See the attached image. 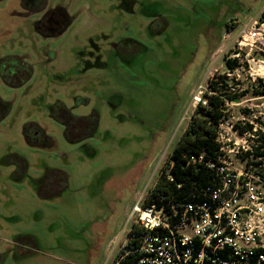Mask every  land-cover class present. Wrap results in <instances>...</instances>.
I'll use <instances>...</instances> for the list:
<instances>
[{"label":"rangeland","instance_id":"374dc122","mask_svg":"<svg viewBox=\"0 0 264 264\" xmlns=\"http://www.w3.org/2000/svg\"><path fill=\"white\" fill-rule=\"evenodd\" d=\"M19 2L0 0V69L28 70L17 85L0 77V264H110L216 76L238 93L226 121L264 137V0H61L75 18L56 39L24 38ZM254 22L262 38L238 52Z\"/></svg>","mask_w":264,"mask_h":264},{"label":"built area","instance_id":"2783aa9c","mask_svg":"<svg viewBox=\"0 0 264 264\" xmlns=\"http://www.w3.org/2000/svg\"><path fill=\"white\" fill-rule=\"evenodd\" d=\"M256 25L240 30L235 50L256 47L263 36ZM226 120L216 127L217 155L205 162L218 184L188 202L134 204L133 223L110 264H264V159L252 155L259 141L249 143V132Z\"/></svg>","mask_w":264,"mask_h":264},{"label":"trees","instance_id":"16d2710c","mask_svg":"<svg viewBox=\"0 0 264 264\" xmlns=\"http://www.w3.org/2000/svg\"><path fill=\"white\" fill-rule=\"evenodd\" d=\"M233 23V21L226 22V26L229 27ZM262 59L264 60V55ZM225 64L228 70H234L238 62L236 59H228ZM226 80L224 76H216L208 81V89L203 91L202 99L195 107V114L191 115V119L171 151L169 159L172 164L169 166V171L167 173L163 171L159 175L151 195L143 205L154 202L157 205L164 202H188L192 195L204 186L214 188L218 184L215 171L207 167L205 162L215 159L217 155L219 145L215 140L216 127L220 119L225 116L223 111L225 101L233 99L238 94L224 90L222 84ZM258 85L259 89L254 90V93L264 95V82L259 80ZM197 112L201 115L197 116ZM235 127L239 125L236 124ZM250 129H253L252 124L240 128L241 132ZM259 137L261 140L259 144L253 146L252 155L264 159V137ZM207 199L206 196L201 195L198 200Z\"/></svg>","mask_w":264,"mask_h":264},{"label":"flooded vegetation","instance_id":"af4514ba","mask_svg":"<svg viewBox=\"0 0 264 264\" xmlns=\"http://www.w3.org/2000/svg\"><path fill=\"white\" fill-rule=\"evenodd\" d=\"M19 1V5L23 10V13L20 14H25L24 16L32 17L29 21L25 22L26 29L21 30L20 34L24 38L30 37L33 39H56L67 31L73 19L75 18L74 16L69 14L68 10L66 9V7H64V4L61 2V0ZM20 65L18 64L17 66H15L12 69L11 73L9 72L10 69L8 67H4L3 70L0 69V77L6 85H17L18 82H21L18 81V76L23 77L27 75L28 70L26 71V69H24L23 66ZM31 72L32 70L30 68V73ZM25 78H27V76H25ZM7 107L8 102L0 97V117L2 119L8 111ZM53 114H55L56 117H60V122H62L64 126H66V132L73 133V129L71 127H68V122H70V120L74 117L70 114V111L65 108V106L61 107V109L57 108L56 111V106L53 105L52 115ZM56 117L55 119L58 120V118ZM36 127L38 126L35 123H26L23 126V139L30 145H35V142L39 140V132L35 129ZM81 131L82 129L80 131L78 130V132L82 134L78 139L84 137V131Z\"/></svg>","mask_w":264,"mask_h":264},{"label":"water","instance_id":"95a60500","mask_svg":"<svg viewBox=\"0 0 264 264\" xmlns=\"http://www.w3.org/2000/svg\"><path fill=\"white\" fill-rule=\"evenodd\" d=\"M233 100H236L237 101L238 99H233Z\"/></svg>","mask_w":264,"mask_h":264},{"label":"bare ground","instance_id":"6f19581e","mask_svg":"<svg viewBox=\"0 0 264 264\" xmlns=\"http://www.w3.org/2000/svg\"><path fill=\"white\" fill-rule=\"evenodd\" d=\"M262 66L260 65V68H261Z\"/></svg>","mask_w":264,"mask_h":264}]
</instances>
